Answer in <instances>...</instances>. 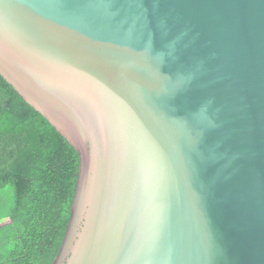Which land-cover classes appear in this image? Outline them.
Masks as SVG:
<instances>
[{"label":"water","instance_id":"95a60500","mask_svg":"<svg viewBox=\"0 0 264 264\" xmlns=\"http://www.w3.org/2000/svg\"><path fill=\"white\" fill-rule=\"evenodd\" d=\"M0 74L80 154L55 264H264V0H0Z\"/></svg>","mask_w":264,"mask_h":264},{"label":"trees","instance_id":"16d2710c","mask_svg":"<svg viewBox=\"0 0 264 264\" xmlns=\"http://www.w3.org/2000/svg\"><path fill=\"white\" fill-rule=\"evenodd\" d=\"M79 176L78 150L0 74V188L13 191L0 264L56 263Z\"/></svg>","mask_w":264,"mask_h":264},{"label":"rangeland","instance_id":"374dc122","mask_svg":"<svg viewBox=\"0 0 264 264\" xmlns=\"http://www.w3.org/2000/svg\"><path fill=\"white\" fill-rule=\"evenodd\" d=\"M0 193L2 194V196L0 195L1 196L0 197V227H1L3 220L7 215L8 207L12 203L13 191L10 187H6V188H0Z\"/></svg>","mask_w":264,"mask_h":264}]
</instances>
